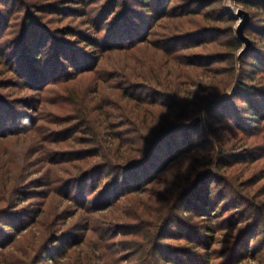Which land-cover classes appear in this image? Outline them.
Returning <instances> with one entry per match:
<instances>
[{
	"label": "trees",
	"instance_id": "16d2710c",
	"mask_svg": "<svg viewBox=\"0 0 264 264\" xmlns=\"http://www.w3.org/2000/svg\"><path fill=\"white\" fill-rule=\"evenodd\" d=\"M120 1L108 0L94 17L84 11L93 18L75 41L91 49L84 55L70 45L49 53L36 2L0 0V72L7 74L0 90H12L0 93V108L15 102L38 112L43 95L57 87L62 95L50 106H63L56 123L68 126L53 133L55 150L47 154L46 171L67 165L56 169L64 177L38 182V190L12 177L0 188V222L17 218L4 225L19 239L38 226L45 240L36 264L49 252L47 241L52 264H264V0H236L250 15L251 47L241 57L237 19L213 7L218 0ZM155 28H163L160 42L151 40ZM211 46L219 52L209 53ZM135 51L142 55L132 58ZM171 63L176 71L165 73ZM223 63L224 72L217 68ZM167 74L178 76L172 82ZM153 80L162 83L157 90ZM28 91L40 102L20 95ZM9 120L0 113V137L29 131L18 120L8 130ZM202 128L203 144L181 139ZM199 149L213 159L206 168L192 167L176 189L163 188L168 171ZM154 183L155 193L148 189ZM51 194L64 200L56 221L70 214L66 234L55 220L40 226L43 211L32 209L31 200ZM90 229L101 235L85 246Z\"/></svg>",
	"mask_w": 264,
	"mask_h": 264
},
{
	"label": "rangeland",
	"instance_id": "374dc122",
	"mask_svg": "<svg viewBox=\"0 0 264 264\" xmlns=\"http://www.w3.org/2000/svg\"><path fill=\"white\" fill-rule=\"evenodd\" d=\"M33 2H36V8L38 10L37 12V19L39 20L41 27H40V38L44 37L46 40V43L49 42L51 45V49L49 53L53 50L54 47L58 46H65L70 45L68 47V50L71 49L74 51H81L84 52V55H87L90 53V48L85 45V43H78L75 41H80V34L82 33H88L87 28L89 25L87 24L88 21L92 20L94 15L101 9V7H104L106 3H108V0H80L81 4L79 3V0H32ZM62 1H65L66 5H61ZM122 1V0H121ZM120 1V3H121ZM119 3V6H120ZM172 4L176 5V1L172 2ZM215 7L220 13L227 14L228 17H234L237 19L236 27L239 24L240 20L237 17L238 11L244 10L239 4H237L236 0H218L216 4H214ZM61 6V11L58 13L56 9L50 8V7H59ZM201 8V4H195L193 8L190 9H199ZM67 10V13H66ZM92 12V17L88 16H82L84 11ZM245 11V10H244ZM121 14L122 10H121ZM88 25H86V24ZM137 25H141L139 20H137ZM203 26H201L199 29H201ZM191 28V27H190ZM139 29V28H138ZM71 30V31H70ZM157 30L155 32V35L151 37V40L153 42H160L161 38L163 37V28H155ZM90 31V30H89ZM187 31V30H186ZM188 33H193L192 30H188ZM70 33V34H68ZM72 33V34H71ZM154 34V33H153ZM75 35V36H73ZM207 39V38H206ZM221 51H225L221 49ZM220 51V52H221ZM215 52H219L216 47L211 46L209 48V53L215 54ZM80 54V53H79ZM204 54V53H203ZM90 55H92L90 53ZM142 55V51H135L131 53L132 58H138ZM54 56V55H53ZM54 65L57 63L56 58L53 57ZM89 61H92L90 59ZM205 64H207L209 61L205 59L203 61ZM176 65L174 63H171V65L167 66L165 68V73L171 72L173 73V70L176 71V67L173 66ZM177 66V65H176ZM217 66V65H216ZM228 63H223L217 66V68H220L223 72L227 68ZM61 70H65V67ZM180 73L184 71L182 69H179ZM192 70L191 72H193ZM221 71V72H222ZM165 76H168V78L173 82L174 79L178 76L175 74H167ZM7 77V74H4L3 71L0 72V80ZM152 86L151 88L156 89L155 87L158 85H162V83L158 82L157 80H153L151 82ZM148 87V86H147ZM80 88V86H78ZM52 91L47 92L43 95L42 104L39 106L38 112H35L33 110H27V108H24L20 106L19 104H16L13 102V105H9L8 108H5V106H1L0 113L2 115H5L7 119H11L8 122V130L13 129L15 127V121L24 122L27 124V127H29L28 132L24 133H17L15 137H12V135H7V138L0 137V188L9 182H11V178L17 179V181L23 182V184L31 183L33 187H36L35 190H38L37 186L39 185L38 182H45L49 183V181H52L53 178H58L60 176L64 177L65 174L62 173V171H66L67 165H59L56 169L61 170H52L49 169V172L46 171V169L52 166L49 163V156L47 155L49 152H51L53 149V146L50 142V140L53 137H56L53 135L54 132L62 129H66L68 126L63 123H56L63 119V106L57 105V106H50L52 104V99H55L56 96L62 95L60 91L57 89V87L51 88ZM157 90V89H156ZM6 92H12V90L4 91L0 90V93H6ZM144 95H147V92H141ZM20 95H31L35 96L36 99L40 102V94L37 92H23ZM149 95L151 93L149 92ZM52 98V99H51ZM51 99V100H49ZM163 99V98H162ZM165 100V99H164ZM15 104V105H14ZM237 105H239L238 102H236ZM5 105V104H2ZM28 117V118H27ZM28 119V120H24ZM27 121V122H25ZM203 128L197 133V134H181L182 138L185 139L188 137L191 138V136L194 137L195 142H202L203 144ZM59 137V136H58ZM59 143H61L59 141ZM61 145V144H59ZM206 150V149H205ZM202 150H197L199 152H195V154H192L190 160L188 159H182L179 161L180 165L178 167L173 168L172 170L168 171L167 176L162 179V187L163 188H169V184H173V189H176L178 186V182L182 180L185 175H187L188 172L191 171L192 167L195 169L199 166L202 168H206V163L213 160L212 158H208L206 155V152ZM189 160V161H188ZM52 170V171H50ZM12 172V173H11ZM251 177V173L249 175ZM206 183H210L211 179L207 178L205 179ZM216 181L212 178V186L211 190L217 191V185ZM158 184V183H157ZM263 184H260L258 187H261ZM50 187H59V185L53 183ZM158 187L154 184H152L148 189H150L153 193L154 191L158 190ZM45 189V190H44ZM48 187L45 186L44 188H41L42 191H47ZM54 194L57 195V192L54 190L52 191ZM152 192H148L147 195H150ZM160 191L159 193H161ZM52 195L48 196L46 199H37V200H31L30 203L33 206L32 209H42L43 214L40 216L41 223L40 226L43 224H46L47 226L52 225V223L55 220V223H60V227L62 229V234H66L68 232V226L71 224L70 221L66 220L65 217H69L70 214L62 216L61 220H57V211L61 208V206L64 204L63 199L58 200H52ZM214 199V196L212 197ZM35 203V204H34ZM65 206V205H64ZM32 207V206H31ZM30 209V210H32ZM61 212V211H60ZM213 215V214H212ZM34 218L35 215H32ZM205 218H208L205 215ZM3 220L0 222V243L2 244V248H0V264H36L37 259L36 255L40 248L44 245L45 238L40 239V236L38 234V226L35 227L32 226L31 230L28 229V233L26 235H23L20 239L17 236V234H14V232L10 231L7 227H5L4 223L6 222H16L18 221L17 218L12 220L10 217H3ZM200 217L197 216L196 220L194 222H198ZM211 225H215L217 223L215 217H211ZM30 220H27L28 223ZM128 223L135 224L136 222H130ZM84 231H80L81 235H83ZM101 233L99 230L96 229V233H93V231L90 229L85 233V246H87L88 241L91 242V240L98 241L100 238ZM65 236L61 237L63 238V242H66ZM121 240V237L119 236L116 240V243ZM46 249H48V253L44 254L42 256L43 264H52L50 261H47L50 257L51 250L48 246V241L45 243ZM221 247V245L219 246ZM87 250L86 247L84 249ZM83 254V252H82ZM84 255V254H83ZM82 255V258H83ZM228 257V254L225 258ZM225 258H222L221 261H225ZM108 261H110L108 259ZM220 261V260H219ZM107 261L100 259L97 261L98 264H106ZM247 262V261H245ZM244 262V263H245ZM108 263V262H107ZM247 264H256V262L249 260Z\"/></svg>",
	"mask_w": 264,
	"mask_h": 264
},
{
	"label": "water",
	"instance_id": "95a60500",
	"mask_svg": "<svg viewBox=\"0 0 264 264\" xmlns=\"http://www.w3.org/2000/svg\"><path fill=\"white\" fill-rule=\"evenodd\" d=\"M237 17L239 18L240 22L236 27V34L238 39L243 43L244 49L240 53V57L242 54L247 52L249 48L251 47V41L248 37L245 35V28L250 22V15L244 10L238 11Z\"/></svg>",
	"mask_w": 264,
	"mask_h": 264
}]
</instances>
